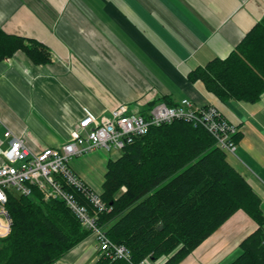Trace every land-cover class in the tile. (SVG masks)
<instances>
[{
    "label": "crops",
    "instance_id": "0c3cea01",
    "mask_svg": "<svg viewBox=\"0 0 264 264\" xmlns=\"http://www.w3.org/2000/svg\"><path fill=\"white\" fill-rule=\"evenodd\" d=\"M263 18L264 0H0V28L42 42L52 54L47 65L33 64L23 52L0 62V151L9 148L7 130L39 153L65 145L86 113L101 118L121 105L143 113L157 102L189 99L216 107L238 128L236 153L227 159L258 194L264 213V95L252 104L223 102L188 79L194 69L226 58ZM98 151L106 152L69 162L92 190L88 163L99 160L107 172L120 154L101 158ZM256 229L240 210L180 264H232ZM99 258L90 235L56 264Z\"/></svg>",
    "mask_w": 264,
    "mask_h": 264
},
{
    "label": "trees",
    "instance_id": "16d2710c",
    "mask_svg": "<svg viewBox=\"0 0 264 264\" xmlns=\"http://www.w3.org/2000/svg\"><path fill=\"white\" fill-rule=\"evenodd\" d=\"M18 52L35 65L52 61L42 42L0 28V62ZM188 79L201 81L223 102H258L264 95V18L226 58L194 69ZM227 156L206 129L184 121L136 137L108 162L101 197L111 211L99 217L111 242L130 258L100 254L95 264L163 258L164 264H180L240 210L257 229L232 264H264L261 199ZM8 209L13 225L0 240V264H56L91 235L63 201H45L35 188L30 196L12 194Z\"/></svg>",
    "mask_w": 264,
    "mask_h": 264
},
{
    "label": "built area",
    "instance_id": "2783aa9c",
    "mask_svg": "<svg viewBox=\"0 0 264 264\" xmlns=\"http://www.w3.org/2000/svg\"><path fill=\"white\" fill-rule=\"evenodd\" d=\"M176 121L203 127L221 150L227 154L236 153L238 128L216 107H196L189 99H183L175 106L157 102L143 113H129L125 105L101 118L86 113L72 129L65 145L59 149L46 148L39 153L31 151L23 138L7 130L5 136L9 148L0 151L4 158L0 166V240L8 237L12 230L13 220L8 209L11 195L30 196L35 188L45 201L57 199L66 204L83 228L94 236L101 255L129 260L128 251L114 245L99 224L101 213L109 212L111 208L101 194L95 193L74 174L69 162L97 150L121 153L136 137L147 135L153 127ZM166 260L163 258L162 264ZM151 263L144 260L139 264Z\"/></svg>",
    "mask_w": 264,
    "mask_h": 264
},
{
    "label": "rangeland",
    "instance_id": "374dc122",
    "mask_svg": "<svg viewBox=\"0 0 264 264\" xmlns=\"http://www.w3.org/2000/svg\"><path fill=\"white\" fill-rule=\"evenodd\" d=\"M101 153L102 157L101 158H108L110 157L109 153L106 151V152H103V151H98ZM82 157V156H81ZM88 157V156H87ZM89 157H92V156H89ZM80 157H77V159H79ZM75 159V160H77ZM102 160H105V159H102ZM95 163H88V167H87V172L89 173V177H90V180L92 181V183H94L96 185V187L94 188V192L95 193H98L101 188H102V184H103V181H104V175H105V172H106V166L104 163H100L99 160L98 161H94ZM92 166V167H91ZM93 169V170H92Z\"/></svg>",
    "mask_w": 264,
    "mask_h": 264
}]
</instances>
